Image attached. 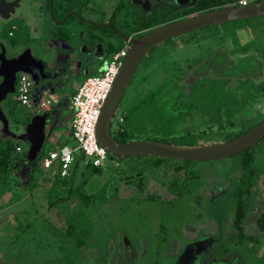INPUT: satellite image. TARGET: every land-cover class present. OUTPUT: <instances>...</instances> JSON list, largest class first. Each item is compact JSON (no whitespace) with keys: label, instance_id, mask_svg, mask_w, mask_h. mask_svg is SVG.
<instances>
[{"label":"rangeland","instance_id":"374dc122","mask_svg":"<svg viewBox=\"0 0 264 264\" xmlns=\"http://www.w3.org/2000/svg\"><path fill=\"white\" fill-rule=\"evenodd\" d=\"M117 2L118 0H90L87 7L95 6L94 11L87 8L77 10L80 4L77 5L76 2L74 7L80 18L97 23L98 20L108 19ZM162 3H168V0H162ZM192 4L193 2L188 7H192ZM178 10V8L170 10L169 14H174ZM30 12L31 9L25 5L21 14L29 16ZM56 21L55 29L58 27ZM18 23V20L12 19L0 30L1 44L3 43L6 48L14 47L15 54L22 49L19 47L22 38L31 35L28 31L30 25L19 29ZM43 23L49 25L46 19ZM59 28L62 33H71L70 38L75 41L74 44L80 40V38L77 40L78 32L88 29L85 24L79 22V17L73 14L67 16L65 23ZM9 33L11 35H8ZM122 44L124 45L123 41ZM244 52H247V57L251 56L254 59L253 73L246 68L247 63L243 64L247 61ZM222 57H231L230 63L233 64L228 65L229 59L220 63ZM216 64L219 65L215 66ZM54 68H58L56 63ZM184 75L186 93L190 91L193 93L198 89L196 94L199 96L191 101L194 103V109L188 110L189 114L193 115L187 118L166 116L159 106L163 99L158 101V96L166 90L170 91L171 84L177 81L175 77ZM200 75L206 76L207 78H204L207 80L194 85V81L201 78ZM34 81L38 84L33 91L36 101L31 108L20 105L16 100V80L14 92L8 94L1 103V110L8 122V133L0 123V149L9 145L13 147L9 156L17 157L13 159L9 169L0 167V264H103L104 255L98 247H95L97 258L91 261L92 255L89 253L91 251H88L90 244L97 241L104 244L107 242L105 239L107 235L118 230L137 238H144L147 256L154 254L159 261L161 256H164L162 252L166 251L174 240L179 239V227L175 225L178 222L195 220V213L201 212V208L189 204V201L190 198L195 200L199 195L197 189L202 183L199 186L200 182L191 184L190 177L213 178L215 172L218 173L227 167L232 168L239 161L240 154L215 162L157 159L161 165L155 167L157 160L153 157L135 156L120 159L112 156L111 161L100 168V173H94L79 161L75 169H72L74 172L72 178L63 184L62 179L53 175V170L44 171L40 166L41 156L54 150L47 140L33 169L24 166L21 161V158L26 156L29 145L13 137L22 134L30 118L45 109H39L37 100L40 95L44 99L47 98L43 93V83ZM66 85L68 84L63 85V90L66 89ZM263 87L264 17L191 31L154 48L141 61L115 110L111 121V134L115 137L119 131L124 130L128 133V141L163 137L171 140V143L187 145L179 143L177 137L182 136L184 140L192 138L190 135L194 134V130L204 124L201 120L206 113L210 120L214 119L215 115L220 119V126H214L213 130L209 131V138L199 141L212 144V141L222 140L228 134L247 131L264 120V91L261 89ZM64 100L65 97H59L61 103ZM34 105L37 110H32L35 108ZM55 107L53 119L46 125L48 136L51 135L55 123L66 128L63 129L65 132L69 129V119L66 113L60 111L62 105ZM120 117L124 118L123 123H118ZM231 122L234 125H228ZM200 138L195 136L194 139L198 141ZM63 141L62 145L70 148L75 145L71 138ZM16 147H20V153L15 151ZM252 149L254 161L264 163V141ZM176 164H181L182 167L180 172L182 178L176 183L184 189L187 188L189 192L182 190L181 196L172 190L175 189L174 186L168 187L170 173L174 172ZM144 171L145 176L152 179H149L148 185H144L143 189L163 192L164 188L159 182L165 183L166 189H169L170 195H174L175 199L172 202H152L140 201L137 198L131 205L129 201L122 202L117 199L120 198L116 196L118 188L121 191L122 188L125 189V193L120 194L121 197L134 193L137 189V186L132 185L136 177L134 174ZM77 190L80 196L76 193ZM224 197L221 198L222 201L215 203L217 212L213 215L208 212L210 209H207L208 203L205 206L207 211L204 210L207 218L218 224L219 212L226 211L228 216L236 206L232 196L226 199ZM116 206L119 207L116 209ZM209 206L213 207L214 203ZM134 210H137V213H133ZM255 214L256 210H253L247 222ZM104 227L107 228L106 231ZM212 241L214 242L215 238H203L201 241L193 242V245L198 251L207 253ZM218 246L225 252L210 253V256H216L215 260L219 258L216 260L219 261L218 264H249L243 263L246 260L251 261V264H259L251 255H245L242 245L219 240ZM184 251L182 249L181 253Z\"/></svg>","mask_w":264,"mask_h":264},{"label":"flooded vegetation","instance_id":"af4514ba","mask_svg":"<svg viewBox=\"0 0 264 264\" xmlns=\"http://www.w3.org/2000/svg\"><path fill=\"white\" fill-rule=\"evenodd\" d=\"M198 1L200 0H168V3L163 4L162 0H118L108 19H103L101 21L98 20V22L95 23L89 19L84 20L83 18H80L79 13L77 12V10H82L84 8L90 9L91 11L96 10L95 6L92 8L87 7L89 6L87 4L90 3V0H72L71 2L80 4L79 9L77 8V10L74 9L73 11H69L63 16L60 14L65 11L66 5L68 4L66 0H0V30L1 27H5L6 24L12 19H16L19 21L17 24L19 29H23V27L30 25L28 31L31 34L30 36H25L22 38L19 46L22 49L16 54L14 53V47L6 48L3 46V43L1 44L0 42V56L2 55L5 60H11L21 54L26 53L24 62L32 71L31 75H29L32 81L31 106L35 99V96H33V91L38 84L34 81L36 80L40 83H43V93L47 96L46 99L48 102V105H46L45 109L39 114L48 113V122H50L51 119H53V113L55 112L54 109L56 108L55 105L61 104L62 107L60 111L66 113L67 118L69 119L70 128V122L73 115L70 105L72 93L70 89H68V85H66V89L63 90V85L66 83L70 84L71 80L82 82L86 77H88V75L93 74L91 69L99 66L102 63L105 64L106 60L104 62L103 60L109 56L107 53L109 44L114 47L121 46L120 49H128V44L124 42L122 36L138 38V35H145L149 31H152L158 27L157 25L153 24L149 28L140 30L139 24L137 23L140 18L141 20H148L155 13L160 12L164 15L163 19H169L167 16H172V18L178 16L176 21L186 19L200 14L192 13L189 15V17L188 15L181 17L179 16L180 14L182 15V13L187 9L192 8ZM192 2L193 6L188 7ZM9 4H14L13 10L7 6ZM58 4L64 6L58 8ZM120 4L123 6L113 19L114 11L120 6ZM25 5L31 9L29 16L21 14ZM230 5L234 4H231L230 2L227 3V6ZM175 8H178L179 10L174 14H169L170 10H175ZM71 14L79 17V22L85 24L88 28L86 31L78 32L79 35L78 37L76 35V37L77 40L78 38H80V40H78L75 44V41L73 42L70 38L71 33L65 34L60 32L59 27L62 26L65 21L61 24H57L58 27L55 29L56 20L58 23L65 16H71ZM45 19L49 25H44L43 20ZM104 29H107L109 32ZM8 35H11V33ZM119 38L124 42V45ZM243 55H246L245 57L247 60L243 64L245 65V63H247L246 68H248L250 73H253L255 70V66L252 63L254 59L251 56L247 57V52H244ZM230 58L231 57H222L220 63L221 61L225 62L229 59L227 63L229 66H231L230 64H233V62L230 63ZM238 62L239 61H237V63ZM55 63L58 65L57 69L54 68ZM217 65L219 64H216L215 66ZM200 77L201 78H199V80L194 81V85H196L198 82L200 83L207 80L205 79L207 78L206 76H204V78L203 75H200ZM185 78V75L175 77V80L177 81L174 84H171V88H169L170 91L167 92L166 90L164 93L159 94L158 101L161 98L163 100L161 101L162 103L158 105L162 109V113L164 115L171 117L183 116L184 118L191 117L193 115V113L189 114V111L194 109V103H191V101H194V99L199 96V94H196L198 89L193 93L192 91L186 93L183 84L186 81ZM255 81L258 82V80ZM261 89L264 91V87ZM55 95L57 96L56 101L53 102V100L48 99L53 97L55 98ZM60 96L66 98V100H64L62 103L59 101ZM171 106L173 108H171ZM32 110H37L36 106L34 109L32 108ZM202 119L203 120H201V123L204 124H201L199 128L194 130V134L190 135L192 138L187 136V140H184V137L182 136L177 137L179 143H187V146L211 145L199 143V141L209 138V131L213 130L214 126H220V119L215 115V118L210 120L206 113L203 114ZM256 124H259V122ZM228 125L234 124L231 122L228 123ZM195 136L201 138L197 141L194 139ZM157 138L158 137H154V139ZM225 138L222 140L219 139L218 141H212V144L227 142L225 141ZM158 139H161V141H169L170 143L168 144H175L171 143V140L165 139L163 137ZM262 141H264V139L260 142ZM155 159L157 160V158ZM155 163L157 165L155 167H159L161 165L158 160ZM246 164L247 163H245L244 160L239 157V161L235 163L234 167H227L225 169H221V171L218 173L215 172L216 175L213 178H205L203 176L200 178L190 177V180L192 181L191 184H198L200 182L198 184L199 186L202 183V185L197 189V193L199 194L195 198L197 201H195L193 198H190L189 201V204L195 207L197 206V208H201V212L195 213V220H191L189 222L188 220L185 222L182 221L175 225V227H179V239L174 240V242L169 245V248L162 252L164 256H161V261H158V257H154V254H148L147 256L144 238H137L127 234L122 230H118L116 232L112 231V233L107 235L108 237L105 238L107 239V242L104 244L99 243V241H97L95 244H90L91 246L88 251H91L89 252L92 255L90 257L91 261L95 260L93 258H97L95 255L96 248L98 247L101 250L100 252L104 255L102 259L103 264H218L219 261L216 260H219V258L215 260L216 256H210V253H217L216 251L225 252L222 247L218 246L220 240L223 242H230L233 245H242L243 250L246 252L245 255H251L253 259L259 261V264H264V163H256L253 160L249 166ZM180 165L181 164H176L175 170H177H174L173 173H170L171 176L168 179V187L170 188V186H174L175 189L172 190L177 191V193H179L181 196L180 192L182 190L186 191L187 193L189 192L187 188L184 189L181 185L176 183L177 180L182 178V173H180L182 171V167ZM134 176H136V180L134 179V181H132V185L137 186V189L131 195L121 197L120 194L125 193V189L122 188L121 191L118 188L116 189V196L120 198L117 199L121 200L122 202L129 201L128 203L130 205L132 202H135L137 198L140 201L147 200L152 202H172V200L175 199L174 195H170L171 192H169V189H166L165 183L159 182L161 187L164 188L163 192L158 190L148 191L143 189L144 185H148L150 181L149 179H152L149 176H145V171L135 173ZM76 193L78 196H80L78 190ZM224 196H232L236 202V206L228 216H226V211H222L223 213L218 211L219 217L217 218L220 220V224H218L213 219L207 218L204 210L207 211V209L210 208L208 212L213 215L215 212H217L215 203L222 201L221 198ZM227 197L224 198L226 199ZM206 203L209 205L214 203V206L211 207L208 205L207 209H205ZM119 206H116L115 208L117 209ZM121 208L122 206L120 209ZM253 210H256V214L252 216V218L247 222V218L250 216V213ZM132 212L137 213V210ZM197 218L198 220H196ZM246 223L248 224L246 225ZM251 224L253 225L252 228L250 227ZM103 229H105V227ZM107 232H105V234ZM157 236L160 238L159 235ZM210 237L215 238V241L211 242L207 253L198 251L194 247L193 242L201 241L203 238L206 239ZM182 249L185 251L181 253ZM247 262L251 264V261H243V263Z\"/></svg>","mask_w":264,"mask_h":264},{"label":"water","instance_id":"95a60500","mask_svg":"<svg viewBox=\"0 0 264 264\" xmlns=\"http://www.w3.org/2000/svg\"><path fill=\"white\" fill-rule=\"evenodd\" d=\"M7 6L11 10L14 8V4ZM66 17L58 24L64 22ZM259 17H264V0L208 10L186 19L162 25L138 38L122 36L124 42L128 44V50L97 119L95 132L98 143L110 155L117 158L148 156L165 160L192 162L220 161L256 146L264 139V120L230 141L191 146L151 140L119 142L111 134V121L136 69L154 48L174 37L191 31ZM0 58V123L4 126V131L8 133V122L1 110V103L5 101L8 94L14 92L16 75L19 73L31 75L32 71L24 62L26 53L11 60H5L2 55ZM48 117V113L33 115L24 126L23 133L13 136L29 145L24 160L26 164L34 165L36 163L37 157L45 144Z\"/></svg>","mask_w":264,"mask_h":264},{"label":"built area","instance_id":"2783aa9c","mask_svg":"<svg viewBox=\"0 0 264 264\" xmlns=\"http://www.w3.org/2000/svg\"><path fill=\"white\" fill-rule=\"evenodd\" d=\"M254 0H240L238 4L245 5ZM127 48L109 55L103 70L97 74L86 77L76 88L70 99L73 112L70 122V137L75 145L70 148L66 145L57 150L44 153L40 166L44 171H52L60 178H69L74 165L81 161L94 168H101L111 160V155L96 139L95 127L100 110L107 99ZM16 100L22 106L31 108L32 81L29 75L19 73L16 77ZM40 107H44L41 103ZM120 117L118 123H123ZM16 152H21L19 147Z\"/></svg>","mask_w":264,"mask_h":264},{"label":"trees","instance_id":"16d2710c","mask_svg":"<svg viewBox=\"0 0 264 264\" xmlns=\"http://www.w3.org/2000/svg\"><path fill=\"white\" fill-rule=\"evenodd\" d=\"M66 1L68 2V4L66 5L65 11L60 14L61 16L65 15L69 11H73L75 9L74 6L77 4V3L74 4L75 2L74 3L71 2L72 0H66ZM239 1L240 0H234V2H230V3L235 5V4H238ZM256 1H260V0H254L252 2H256ZM63 6L64 5H60V4L57 5L58 8L59 7H63ZM122 6L123 5L120 4V6L114 11L113 19L115 18V15L120 11ZM224 6H227V2L224 1V0H200L192 8L187 9L186 11H184L182 13V15L180 14L179 16L181 17V16H184V15H188V17H189V15H191L192 13H202L204 11L212 10V9H215V8H223ZM163 17H164V15L161 14L160 12H158V13H155L153 16H151L148 20H141V18H140L139 21L137 22L139 24V29L143 30V29L149 28L153 24H155V25H157L159 27L160 25H163L165 23L176 21V18L178 16L177 17H173V18H169V19H163ZM104 30L107 31V29H104ZM149 32H151V31H149ZM143 35L144 34L138 35L137 37H141ZM120 48H121V46L114 47L111 44H109L107 53L109 55H111V54L119 51ZM257 125L258 124L252 126L250 129H252L253 127H255ZM120 129H121V127H120ZM245 132H247V131L238 132L236 134H228V135H226L225 141H230V140H232L234 138H237L238 136L244 134ZM127 136H128V133L126 131H124V130H121V131H119L117 136H115L114 138L117 141H119V142H127L128 141L127 140ZM153 141H158V142H163V143H170L169 141H163V140L161 141V140H158V139H153ZM12 149H13V147H11L9 145L6 148L0 149V167L9 169V167L11 166V163L13 162V159L17 157V156H15L14 158H11L9 156V152ZM252 153H253V149H250V150H247V151H244V152L240 153V158H242L244 160V162L247 163L246 164L247 166H249L254 160V156H253ZM111 158H112V155H111ZM24 160H25V155L23 156V158H21V161H22L23 165L26 166L27 168H33L34 169L36 167L35 164L34 165L26 164L24 162ZM158 160L160 161V159H158ZM77 165H78V163L76 162V164L74 165L73 168L75 169V167ZM84 166L89 168V169H91L94 173H100V169L99 168H94V167L90 166L89 164H85ZM73 173L74 172L72 171L71 172V176L69 178H64V179L60 178L57 175H55V176H57V178H59V179H62V183L65 184L67 180L72 178Z\"/></svg>","mask_w":264,"mask_h":264},{"label":"crops","instance_id":"0c3cea01","mask_svg":"<svg viewBox=\"0 0 264 264\" xmlns=\"http://www.w3.org/2000/svg\"><path fill=\"white\" fill-rule=\"evenodd\" d=\"M109 58V56L108 57H106V58H104V60H103V62L106 60L107 61V59ZM106 63V62H105ZM104 63H102V64H100L99 66H96V67H94L93 69H91V71H93V74H97V73H99V72H101L102 70H103V68H104V66H105V64L103 65ZM74 69V68H73ZM72 69V70H73ZM80 71V70H79ZM93 74H91V75H93ZM83 82V81H82ZM82 82H80V81H77V80H71L70 81V84H68V88L70 89V91H71V93L73 94L74 93V91L76 90V88L82 83ZM50 100H53V102L54 101H56V99H57V96L55 95V98L53 97V98H49ZM37 100L39 101V103H38V106L42 103V102H44L43 104H44V107H40V109L42 108H45L46 107V105H48V102H47V99H44L42 96H40V97H38L37 98ZM34 101H36V99H34ZM33 101V102H34ZM56 105H58V104H56ZM68 127H69V123H68ZM66 129V128H63V126L62 125H60L59 123H55V126H53V130H52V133H51V135L50 136H48L47 134H46V140H47V142H49L50 144H51V148H54V150H57V149H59L60 147H62V146H64V145H62L63 144V140H65V139H69V135H70V128L69 129H67V131L65 132L64 130ZM63 132H65V133H63ZM46 142V141H45ZM17 148V147H16ZM20 148V147H19ZM53 150V151H54ZM15 151H16V149H15ZM52 151V150H51ZM20 153V152H19Z\"/></svg>","mask_w":264,"mask_h":264}]
</instances>
